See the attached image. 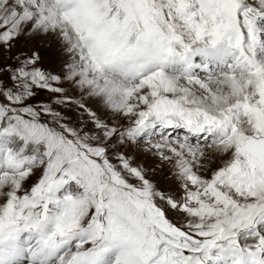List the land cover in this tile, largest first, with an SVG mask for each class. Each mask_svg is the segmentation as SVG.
Returning a JSON list of instances; mask_svg holds the SVG:
<instances>
[{"label": "snow or ice", "instance_id": "1", "mask_svg": "<svg viewBox=\"0 0 264 264\" xmlns=\"http://www.w3.org/2000/svg\"><path fill=\"white\" fill-rule=\"evenodd\" d=\"M39 36L70 63L0 67V264H264V0H0V55Z\"/></svg>", "mask_w": 264, "mask_h": 264}, {"label": "rangeland", "instance_id": "2", "mask_svg": "<svg viewBox=\"0 0 264 264\" xmlns=\"http://www.w3.org/2000/svg\"><path fill=\"white\" fill-rule=\"evenodd\" d=\"M40 37L35 38H21L17 41L15 48L12 49L11 54L0 55V67L7 65H12L13 61L11 56L27 53L30 49H34L39 52L41 58V66L48 72L55 75H63L67 69L64 66L66 62L70 63V57L67 53L62 52L60 54V59L64 61H57L51 58L46 52V43L43 40H40ZM0 78L7 81L8 74L6 72H0ZM65 88L67 94L72 96L74 99H79V93L75 92L71 86L65 82L61 85ZM35 102L39 104L40 102H49V94L47 92L38 91L37 96L35 97ZM89 108L97 111L99 115L103 116L104 114L94 106V103L89 100L84 101ZM64 114L69 118V122L75 124L79 119V112L75 109L74 106L62 109ZM87 117L85 116V119ZM182 134V133H181ZM148 145L146 142L141 141L139 145H132L125 149V151L132 157L135 158V163L137 165L143 166L148 170L149 179H151L156 185L165 191L176 192V181L172 178L170 173V166L167 164H162L153 154L146 151ZM154 170V171H153ZM171 215V214H170ZM172 219H176L175 216H172Z\"/></svg>", "mask_w": 264, "mask_h": 264}, {"label": "bare ground", "instance_id": "3", "mask_svg": "<svg viewBox=\"0 0 264 264\" xmlns=\"http://www.w3.org/2000/svg\"><path fill=\"white\" fill-rule=\"evenodd\" d=\"M40 40H43V42L46 43L45 45L46 52L51 58H53L54 60L60 61V62L64 61V59L62 58L60 59V54L63 51L61 47L59 46V41L57 38L41 36ZM94 106H96L95 103H94Z\"/></svg>", "mask_w": 264, "mask_h": 264}]
</instances>
